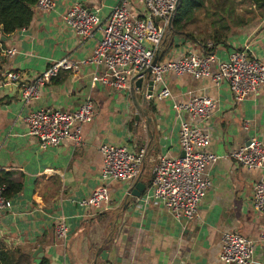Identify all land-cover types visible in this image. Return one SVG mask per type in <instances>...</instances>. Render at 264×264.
Instances as JSON below:
<instances>
[{
	"label": "crops",
	"instance_id": "1",
	"mask_svg": "<svg viewBox=\"0 0 264 264\" xmlns=\"http://www.w3.org/2000/svg\"><path fill=\"white\" fill-rule=\"evenodd\" d=\"M53 1L50 12L34 7L29 27L3 42L4 50H16V54L7 58L0 72V176L8 174L19 192L8 198L11 209L0 222V246L27 255L34 264L32 255L39 248L41 261L46 259L50 264H224L219 260L222 236L236 232L254 242L253 264H264V216L253 207L254 186L264 182V167L250 170L227 157L251 139L264 144V85L237 104L226 82L214 86L209 78L195 80L166 74L163 83L170 97L157 98L160 84H155L153 98L146 104L144 87L134 94L136 104L156 120V127H150L151 135L143 119H134L137 111L130 92L115 91L101 83L91 86L93 77L103 72L93 65H82L76 72L61 69L40 89L39 99L25 105L19 85L32 84L62 60L90 58L102 38V28L120 2ZM259 2L264 4V0ZM76 4L95 12L100 20L87 40L77 38L63 22ZM263 8L253 22L239 18L228 32L206 30L210 34L206 41L203 36L195 37L197 30L187 29L193 27L192 19L184 29L187 35H174L161 46L160 62L207 53L215 57L211 71L217 72L218 64L226 62L232 51L246 46L253 58L264 63ZM128 10L133 17L145 14L138 0H131ZM8 72L20 75L19 84L5 82ZM203 96L217 103L202 124L210 137L204 151L223 158L207 170L211 188L198 206V218L176 220L161 202L145 203L144 198L150 193L157 157L178 158L182 153L173 104H186ZM86 99L93 104L94 116L82 128V143L64 140L56 148L39 149L27 134L25 118L29 112L41 108L74 112ZM182 118L189 119L185 113ZM102 145L125 146L132 152L146 150L140 173L146 190L141 198L130 196L126 200L134 185L101 180ZM102 186L110 196L106 210L80 206V201ZM60 219L67 227L65 245L57 241L54 232ZM99 248L104 250L106 261L97 255Z\"/></svg>",
	"mask_w": 264,
	"mask_h": 264
},
{
	"label": "built area",
	"instance_id": "2",
	"mask_svg": "<svg viewBox=\"0 0 264 264\" xmlns=\"http://www.w3.org/2000/svg\"><path fill=\"white\" fill-rule=\"evenodd\" d=\"M131 0H120L102 28V38L94 48L90 58L80 62L62 60L45 71L32 84H20L19 89L25 105L37 101L40 89L62 70L78 71L82 65L102 68L103 72L93 77L91 86L101 83L115 91H131L138 81H153L162 86L157 94L159 100L170 97L168 88L163 83L166 74L187 75L195 80L209 78L214 86L226 82L235 103L240 104L254 95L264 85V63L249 54L248 47L232 51L226 62L218 64V71L212 72L215 63L213 55L203 53L188 54L175 61L159 62L151 73L155 54L165 39L169 19L174 14L178 0H138L145 14L133 17L128 10ZM53 0H38L35 7L43 12L54 8ZM158 20V23H157ZM63 22L74 35L87 40L92 37L100 23L98 15L74 5L63 17ZM156 22V23H155ZM16 50H4L3 55L10 58ZM20 75L8 72L7 84H19ZM139 89H134V92ZM146 90V86H145ZM179 119V143L183 157L167 158L158 156L152 169L150 193L144 202L159 201L176 220L193 221L198 218V206L211 188L207 170L220 158L204 151L209 143V135L202 124L206 122L217 103L212 98L195 97L186 104L172 106ZM188 116V121L182 114ZM94 116L93 104L86 99L74 112L41 108L30 111L25 118L27 134L36 140L39 149L58 147L64 140L75 145L82 143V128ZM101 180L129 183L134 185L139 178L146 160V150L129 151L125 146L102 145ZM241 167L258 170L264 167V144L251 139L248 146H243L227 156ZM82 207L106 210L110 196L105 186L94 190L88 199L79 202ZM253 207L264 216V182L254 186ZM11 209V202L4 195L0 186V222ZM56 239L62 245L67 240V227L63 219L54 226ZM222 247L219 260L224 264H253L254 242L236 232L225 233L221 239Z\"/></svg>",
	"mask_w": 264,
	"mask_h": 264
},
{
	"label": "trees",
	"instance_id": "3",
	"mask_svg": "<svg viewBox=\"0 0 264 264\" xmlns=\"http://www.w3.org/2000/svg\"><path fill=\"white\" fill-rule=\"evenodd\" d=\"M38 0H0V33L4 37H9L15 32L29 27L33 18V8ZM207 0H181L176 15L172 22L171 33L168 39L174 35H187L184 31L194 15L204 9ZM259 3V0H256ZM156 23V22H155ZM216 35V34H215ZM190 38L193 36L190 35ZM166 39L161 46H166ZM216 40V39H215ZM218 40H216L215 43ZM168 47V46H167ZM4 43L0 42V72L7 65L8 59L3 55ZM168 49V48H167ZM0 186L4 187V195L8 199L10 196L19 192V187L14 185L8 174L0 176ZM0 264H34L30 258L20 252L6 250L0 246ZM39 264H50L48 260L43 259Z\"/></svg>",
	"mask_w": 264,
	"mask_h": 264
},
{
	"label": "rangeland",
	"instance_id": "4",
	"mask_svg": "<svg viewBox=\"0 0 264 264\" xmlns=\"http://www.w3.org/2000/svg\"><path fill=\"white\" fill-rule=\"evenodd\" d=\"M263 5V2L253 3L252 0H207L204 9L194 15L193 27L187 29L197 30L195 37L203 36V41H206L210 35L206 33L210 29L214 30V33L228 32L231 27H236L235 22L239 18L253 22L257 19L256 16L263 12Z\"/></svg>",
	"mask_w": 264,
	"mask_h": 264
},
{
	"label": "water",
	"instance_id": "5",
	"mask_svg": "<svg viewBox=\"0 0 264 264\" xmlns=\"http://www.w3.org/2000/svg\"><path fill=\"white\" fill-rule=\"evenodd\" d=\"M180 1L181 0H178L177 2V7H176V10L174 12V14L170 17L169 19V26H168V29H167V33H166V36H165V39L168 37V35L171 33V28H172V22H173V19L176 15V11L179 7V4H180ZM158 22V20H157ZM6 41V37L4 36H1L0 37V42H5ZM162 50L161 48H159L155 54V58L151 64V67L146 71L147 74H150L151 73V69L156 65L158 64L160 61H161V58H162ZM146 86V92L145 94L143 95V98H144V104H146V102L148 101L147 99H152L153 98V88L155 86V83L153 81H142V80H138L136 81L133 86L131 87V98L133 100V104H134V107L137 111V114L135 116V121L136 122H139L140 119H143L145 121V126L147 128V131L148 133L150 132V127L153 125L156 127V120L154 118H151L147 112L146 109L144 108H140L137 104H136V101H135V92H134V89H143V87L145 88ZM150 135H151V132H150ZM249 145V142L246 143V146ZM184 154L181 153V156L180 157H183ZM145 190H146V185L142 183L141 181V176H139V178L136 180V182L134 183V187L130 190L129 194L127 195L126 197V200L128 199V197H134V198H141L142 195L145 193ZM104 250L102 248H99V250L97 251V255L100 256V258L103 260V261H106L107 259L103 257L104 254ZM33 258L35 260V262L38 264L40 261H41V258L43 257V253H42V249L39 248L37 249L34 253H33ZM173 264H178L177 261H174Z\"/></svg>",
	"mask_w": 264,
	"mask_h": 264
}]
</instances>
